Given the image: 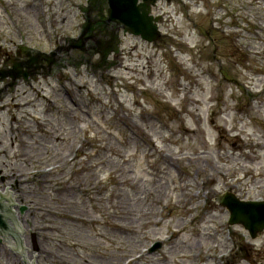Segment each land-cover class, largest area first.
<instances>
[{"label": "rangeland", "instance_id": "obj_1", "mask_svg": "<svg viewBox=\"0 0 264 264\" xmlns=\"http://www.w3.org/2000/svg\"><path fill=\"white\" fill-rule=\"evenodd\" d=\"M84 1L0 0V35L17 27L30 46L46 49L49 38L56 44L58 35L79 32L74 25L84 22L78 8ZM222 1L160 2L153 13L163 15V39L154 43L120 30L121 49L112 55L120 65L82 74L77 120L73 104L53 89L45 96L68 106L60 115H44L41 96L34 107L18 110L17 103L37 97L33 92L0 105V173L13 177L0 188L26 208L21 214L7 206L20 229L19 261L264 264V233L243 239L248 234L229 226L215 201L225 191L264 198V93L257 90L263 84L255 80L248 90L247 77L234 78L242 86L222 79L233 77ZM232 1L228 7L251 2ZM102 9L103 2L96 6ZM0 42L10 48L11 40ZM16 180L29 181L20 193ZM28 186L33 193L19 198ZM156 243L160 248L151 252ZM0 264L23 263L0 244Z\"/></svg>", "mask_w": 264, "mask_h": 264}, {"label": "water", "instance_id": "obj_2", "mask_svg": "<svg viewBox=\"0 0 264 264\" xmlns=\"http://www.w3.org/2000/svg\"><path fill=\"white\" fill-rule=\"evenodd\" d=\"M154 1L144 0L142 4L136 5L137 0H108V19L124 24L125 30L130 33L141 35L148 41L155 40L159 33L148 16L150 3ZM114 51H118L117 47ZM3 196L8 197L6 200L10 201L11 206L20 209L19 205L12 204L6 190L0 188V244L15 250L17 262L28 264V260L19 261L17 233L20 229L13 225ZM218 201L229 210L230 224H242L252 237L263 230L264 202H240L232 194L222 195Z\"/></svg>", "mask_w": 264, "mask_h": 264}, {"label": "flooded vegetation", "instance_id": "obj_3", "mask_svg": "<svg viewBox=\"0 0 264 264\" xmlns=\"http://www.w3.org/2000/svg\"><path fill=\"white\" fill-rule=\"evenodd\" d=\"M88 52L86 55L90 56ZM41 53L35 49L28 51L26 45L16 43H12L7 51L0 49V105L7 104L8 99L16 100L30 92L37 95L44 94V89H53L57 94L63 91L68 94L66 84L72 87L75 82L65 74L67 59L81 58V53L72 51H64L56 55ZM3 74L7 77L2 80ZM16 75L19 78L14 80L12 77ZM13 81L15 83L11 84ZM61 86L64 90L60 88ZM71 103L75 104V101L71 99ZM28 105L25 104L23 107ZM16 185L17 192L20 193L18 189L20 184L16 183Z\"/></svg>", "mask_w": 264, "mask_h": 264}, {"label": "bare ground", "instance_id": "obj_4", "mask_svg": "<svg viewBox=\"0 0 264 264\" xmlns=\"http://www.w3.org/2000/svg\"><path fill=\"white\" fill-rule=\"evenodd\" d=\"M96 74H98V71L96 72ZM6 192H7V194H8V196H9V198H10V200H11V202H13V198L11 197V192L8 190V189H6ZM81 222H83V223H87L88 222V220H81V219H79ZM115 223H117V222H115ZM18 250H19V252H23V247H22V244L18 241Z\"/></svg>", "mask_w": 264, "mask_h": 264}]
</instances>
